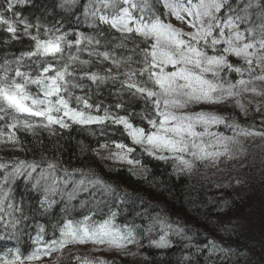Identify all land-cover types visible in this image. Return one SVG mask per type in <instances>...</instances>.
I'll return each instance as SVG.
<instances>
[{
  "label": "snow or ice",
  "instance_id": "obj_1",
  "mask_svg": "<svg viewBox=\"0 0 264 264\" xmlns=\"http://www.w3.org/2000/svg\"><path fill=\"white\" fill-rule=\"evenodd\" d=\"M72 2L64 0L59 7L64 8ZM28 3L30 0H0V28L14 40L22 33L34 41L31 50L22 52L14 60L5 59L0 65V121H3L0 150L24 151L16 129L35 134L37 128L54 131L53 126L67 129L72 124L104 125L111 121L123 126L133 145H139L143 152L156 159L174 161L176 170L182 172L191 170L197 162L207 160L215 164L222 156L234 158L230 145L238 144L240 135L264 136V131L244 129L229 116L190 110L198 105H222L233 101L247 116L248 108L241 102L242 98L248 93L264 97V0H93L86 6V19L98 20L118 33L112 35L110 32L107 36L100 33L103 51L98 50L102 45L100 38L76 33L74 41L68 40V34L61 33L59 28H50L39 19L32 23L17 11ZM171 19L185 27L175 26ZM41 28L44 38H41ZM85 42L91 47L86 49ZM73 47L75 53L66 52V48ZM117 49H128L129 54H117ZM85 50L89 57H97L98 62H109L103 74L85 70L93 63L91 59L80 58L79 53ZM25 60L32 63L26 65ZM11 64L16 67L13 69ZM25 67L29 70H22ZM84 79L97 87L109 81L114 86L118 84V95H127L129 102L142 101L144 107L136 113L134 109L128 110L125 103L117 102L115 107L126 110V115L114 114L108 107L102 109L101 104L90 102L89 95H75L76 89L85 87L80 83ZM30 85L36 86L35 93ZM73 100L76 107L71 106ZM260 104L264 101L258 102L257 111H260ZM93 109L97 113L102 109L103 115L93 114ZM134 116H139L146 126L135 125ZM221 124L235 134L228 136L211 131L214 125ZM112 143L117 151L103 158L127 163L133 168L140 164L131 155L135 147ZM109 147L110 144L104 143L91 151L99 155L100 150ZM58 167L57 161L48 160L46 156H42L41 161L0 157V220L7 218L5 228H15L24 218V201L22 198L17 201L14 195L16 182L22 179L25 185L31 184L34 191L40 190L43 182L40 206L50 207L54 201L49 200L48 194L58 190L64 192L60 184L67 188L71 181L67 168L63 172L68 178L56 176ZM83 175L95 176L91 171ZM88 184L111 188L99 177L88 180ZM87 191L85 180L81 179L71 182V190L65 195L70 201L78 192ZM87 203V200L82 201L81 206ZM115 216L116 212L110 210V215L101 222H93L90 215L83 216L81 221H67L60 227L58 237L54 236L41 246L38 234L33 241L36 247L29 254L23 255L19 249L9 250V254L0 256V264H34L68 244L90 242L120 251L126 250L129 244L140 247L134 228L126 226L122 231L115 227ZM154 223H159L163 231V221ZM43 231L41 228L40 232ZM209 243L210 247L198 251H207L211 257L218 246L215 241ZM149 246L171 247L168 232L159 239H150ZM185 259L190 258L186 256ZM84 264L93 262L85 260ZM96 264L109 262L100 259Z\"/></svg>",
  "mask_w": 264,
  "mask_h": 264
},
{
  "label": "trees",
  "instance_id": "obj_2",
  "mask_svg": "<svg viewBox=\"0 0 264 264\" xmlns=\"http://www.w3.org/2000/svg\"><path fill=\"white\" fill-rule=\"evenodd\" d=\"M84 1L73 0L71 5L65 4L64 8H61L59 5L64 0H30V3L18 7L17 11L32 23L39 19L50 28H59L61 33L68 34V40L74 41L76 33L100 38L102 45L98 50L103 51L105 49L100 33H104L105 36L110 32L112 35L118 33L100 24L98 20L86 19V15L81 12ZM42 33L43 28L41 38H44ZM32 34H36L35 30H32ZM18 35L19 39L14 40L9 33L0 28V65L5 59L14 60L34 46V41L30 37L22 33ZM89 47L91 46H87L85 42V48ZM67 51L75 53L76 48L70 50L66 48ZM116 52L125 56L129 54L128 49H117ZM79 55L81 59L93 61L90 66H86L87 71H99L103 74V69L109 66V62L102 60L98 62L97 57H89L87 50L80 52ZM24 63L27 65L32 62L25 60ZM10 67L14 69L16 65L11 64ZM32 67L34 69L35 65ZM22 70L29 69L25 67ZM80 83L85 87L83 90L76 89L75 95L87 94L91 97V103L101 104L102 109L108 107L114 114H127L126 110L115 107L117 102L125 103L128 110L134 109L136 113H140L144 107L142 101L129 102L127 95L123 97L118 95L116 89L119 85L114 86L111 81L99 87L88 79L81 80ZM29 88L33 93L37 91L35 85H30ZM260 101H264V97L246 105L247 116L233 108L231 111L226 109L227 113L220 115L229 116L230 120L234 118L244 129L264 131V124L261 121L262 119L264 121V104H260V111L256 110ZM71 106L76 107L74 100ZM102 109L99 113L95 109L92 112L103 115ZM132 122L137 126H146V122L139 116L132 117ZM0 124H3V121H0ZM53 127L54 131L37 128L35 134L16 129L24 151L0 150V157L5 160L18 157L27 161H41L42 156H46L48 160L58 162L59 167L56 170L58 178H68L63 172L64 168L69 169L71 174L67 188L60 184L64 192L58 190L55 194L49 193L48 198L54 203L50 207L45 205L44 208L40 206V200L44 195L43 182L37 191L31 190V184L25 185L22 179L16 182L14 195L17 201L21 198L24 201V218H21L15 228L11 226L5 228L7 218L0 220V256L16 249L27 255L36 247L33 241L38 234L41 238L40 244L43 246L54 236H59L60 227L67 221H81L83 216L90 215L93 222H101L110 215L111 210L116 212L115 227L122 231L126 226L134 228L141 246L129 244L124 252L131 251L136 255H130L125 259L95 258L87 250L90 247H100L99 245L90 242L68 244L63 249L51 253L50 257H61L58 260H54L53 257V264H84L85 260L96 264L100 259L109 264H264V155H261V151L264 154V148L256 144L261 143L264 136H246L248 140L256 142L255 144L241 145L240 140H244L241 137L238 144L230 145L233 153L238 156L236 160L240 162L235 167L239 170L237 172L229 170L228 163L220 160V166H223L220 175H215L212 171L215 170L212 168L213 164L209 161L197 162L191 170L176 174L169 161L149 156L139 145H133L122 125L106 121L104 125L72 124L67 129ZM214 129L215 132H223L228 136L235 134L223 124L215 125ZM113 141L135 147L136 151L131 155L138 159L140 164L133 168L127 163L102 161L105 150L117 151ZM104 143L110 144V147L100 150L99 155L91 151L99 149ZM254 145L258 149H255ZM223 158L225 161L228 160L227 156ZM252 160L257 163L255 166L249 163ZM203 167H206L205 170H202ZM73 169L83 172H72ZM37 171L39 172V169ZM89 171L95 176L83 175ZM95 177H99L111 188L105 189L101 185L88 184V180ZM81 179L85 180L88 191L78 192L75 199L69 201L65 192L71 190V182H78ZM85 200L88 203L82 207V201ZM235 210L236 212L239 210L241 217L237 214L231 217ZM157 220L164 222L163 231L159 223H154ZM229 220L230 224L227 222ZM244 224L250 228L245 229ZM168 225L171 227H167ZM41 228L43 232H40ZM165 231L168 232L171 247L161 249L149 246L150 239H159ZM210 241L216 242L218 250L208 257L207 251L201 252L198 249L210 247ZM72 248L76 252L68 253L67 251ZM186 256L190 259H185Z\"/></svg>",
  "mask_w": 264,
  "mask_h": 264
},
{
  "label": "rangeland",
  "instance_id": "obj_3",
  "mask_svg": "<svg viewBox=\"0 0 264 264\" xmlns=\"http://www.w3.org/2000/svg\"><path fill=\"white\" fill-rule=\"evenodd\" d=\"M171 23H173L175 26H177V27H185L184 25H182V24H180V22L179 21H176L175 19H171ZM258 99H260V96H255L254 94H252V93H248V94H246L243 98H242V100H241V102L243 103V104H245V105H247V104H249L248 103V101L249 100H251L252 102L253 101H257ZM231 108V109H230ZM232 108L233 109H235V110H237L238 111V113L240 112V110L238 109V108H236L235 107V104H234V102L233 101H229L227 104H222L221 106H216V105H198V106H194L192 109H190L191 111H200V110H203V111H206V112H213V113H217V114H225V113H227V112H225V110L226 109H228V110H232ZM261 121H263V119L261 120ZM215 126V125H214ZM214 126L211 128V131H214L215 132V129H214ZM255 129H257L256 127H254ZM229 136H232V135H229ZM246 136H250V135H240V136H238L237 137V139H240L241 137H243L244 138V140H240V144L242 145V144H245V143H254L252 140H248L247 138H246ZM259 141V140H258ZM264 141V140H263ZM262 141V142H263ZM260 142V141H259ZM256 143V144H259V145H261V147H263L264 148V145H262V144H264V143ZM254 143V144H255ZM254 148L255 149H258V147L256 146V145H254ZM110 152H112V151H110V150H105L104 152H103V154H102V157H106V156H108L109 155V153ZM261 155H264L263 154V152L261 151ZM233 156H236L234 153H233ZM238 158V156H236V157H234L232 160H230V159H228L227 161H225L224 160V158H223V156L222 157H220V159H219V161L220 160H223L224 162H226V163H228L227 165H228V169L229 170H232V172H237V171H239L237 168H235L236 166H238L239 165V161L238 160H236ZM252 159H255V158H252ZM104 160H111L112 162H115L113 159H105V158H103L102 159V161H104ZM230 160V161H229ZM170 163H171V167H172V169H173V171L176 173V174H179V173H183L184 171H177L176 170V168L174 167V161H172V160H168ZM207 161V160H206ZM217 162V163H215V164H213L212 165V168H214L215 170H213L212 168V171L215 173V175H220L221 174V167H223V166H220V162ZM209 162H211V161H209ZM249 163H251V164H253L254 166L257 164V163H255L253 160L252 161H250ZM226 166V165H225ZM178 167V166H177ZM205 168L206 167H203V169L202 170H205ZM208 168V167H207ZM239 210H240V208H239ZM239 210H237V212H236V210L235 211H233L231 214H232V216L231 217H233L234 215L236 216V214H237V216H240L241 217V214H239L238 213V211ZM229 217H230V214H229ZM230 217V218H231ZM238 218V217H237ZM227 222H229L228 224H230L231 223V220H229V221H227ZM238 225V224H237ZM244 228L245 229H249L250 228V226H248L247 224H244ZM100 247H90L89 248V250H87L88 251V253L89 254H92V256L93 257H95V258H107V259H111V258H120V259H125V258H127V257H129L130 256V254L129 253H131V251H126V252H124V251H120V250H115V249H113V248H109L107 245H99ZM97 249H99V250H97ZM113 249V250H112ZM81 250H84V249H81ZM76 252V250H74V248H72V249H70V250H68L67 252L69 253V252ZM72 255V254H71ZM85 255H86V252H85ZM86 256H88V255H86ZM54 256H45L44 258H42V260L44 261H40V260H38V261H35L34 262V264H53L54 262H53V258ZM59 258H61V257H59ZM59 258H55L54 257V260H58Z\"/></svg>",
  "mask_w": 264,
  "mask_h": 264
}]
</instances>
